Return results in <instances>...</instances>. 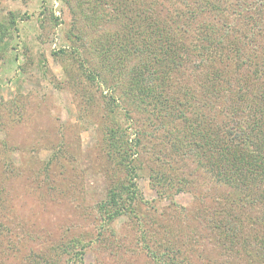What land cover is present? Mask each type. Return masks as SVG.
Here are the masks:
<instances>
[{
  "label": "rangeland",
  "instance_id": "1",
  "mask_svg": "<svg viewBox=\"0 0 264 264\" xmlns=\"http://www.w3.org/2000/svg\"><path fill=\"white\" fill-rule=\"evenodd\" d=\"M261 2L250 21L264 29ZM113 4L0 0V23L16 20L0 53V264H264V223L243 222L264 209L238 206L197 159L172 151L182 123L134 103L128 83L142 67L135 58L116 63L108 79L104 55L112 54L104 45L125 35L126 17ZM85 66L107 83L88 80ZM163 76L165 85L192 79ZM112 86L125 93L118 107L109 100ZM112 122L126 134L114 147ZM119 184L131 194L126 212L109 220L107 197ZM230 217L244 229L224 228Z\"/></svg>",
  "mask_w": 264,
  "mask_h": 264
},
{
  "label": "trees",
  "instance_id": "2",
  "mask_svg": "<svg viewBox=\"0 0 264 264\" xmlns=\"http://www.w3.org/2000/svg\"><path fill=\"white\" fill-rule=\"evenodd\" d=\"M112 1V6L120 9L117 14L126 18L122 25L124 37L117 43L113 41L114 47L109 41L104 45L105 52L112 54L104 55L108 79L112 80L116 63L124 66L135 58L133 66L142 67L130 74L128 91L134 103L148 108V114L153 113L157 119L160 116L182 123L181 140L180 136L172 137V151L197 159L200 168L232 191L238 206L264 209V29L260 23L250 21L251 10L263 0H255L252 8H246L248 0ZM233 1H241L244 8L236 10ZM133 6L138 7L137 14H132ZM243 11L250 12L242 16ZM15 25L13 15L8 24L0 23V53ZM154 41L156 48H152ZM205 66L212 69L201 80L198 75ZM81 73L95 83H107L90 66ZM164 73L168 78L186 73L194 81L186 80L184 84L179 78L171 79L176 86L173 88L168 82L165 85ZM149 76L157 80L149 81ZM112 91L111 106L118 107L125 93L117 86H112ZM111 124L108 144L114 147L126 134L115 128L116 123ZM129 194L131 190L123 184L108 194L109 220L126 212L122 203ZM230 219L224 228L243 230V222L262 225L264 210L259 218L246 216L243 222L239 217ZM171 261L175 263V258ZM43 263L49 261L44 259Z\"/></svg>",
  "mask_w": 264,
  "mask_h": 264
}]
</instances>
